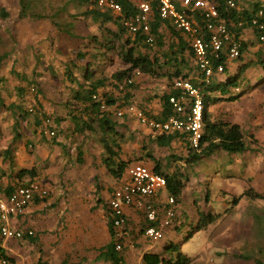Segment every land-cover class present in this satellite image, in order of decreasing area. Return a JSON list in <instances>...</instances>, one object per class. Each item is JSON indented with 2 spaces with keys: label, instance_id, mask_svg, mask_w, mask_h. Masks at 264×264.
<instances>
[{
  "label": "crops",
  "instance_id": "1",
  "mask_svg": "<svg viewBox=\"0 0 264 264\" xmlns=\"http://www.w3.org/2000/svg\"><path fill=\"white\" fill-rule=\"evenodd\" d=\"M177 2H181V0H177ZM257 3H261V6H264V0H241L239 7L243 11H245V9L251 10L256 8ZM21 20L23 19H20V21ZM28 23L30 29L25 28L23 35H21L24 41L19 44L18 49L16 48L11 55L3 61V64L5 62L9 64V66H7V73L4 75L0 72V77L3 76L7 79L11 78L14 84L22 80L23 84L21 85H24L27 84V81L21 77L19 79L13 78L11 74L12 68L20 74H23V76H29L30 72H36L35 79L40 84L38 74H40L39 71L41 70L38 65L42 66V63L46 65L48 61L47 58L40 57L37 63H33L30 57V51L27 49L32 46H34V48L40 46L37 42L38 33L34 32V30H38L40 25L39 22L28 21ZM21 25L15 23L14 27H17L15 30L19 31ZM165 27L167 26H163L161 30L166 36L167 42L171 39V35L169 29ZM168 28L170 27L168 26ZM50 38L48 34L46 36L40 35V40H43L45 45H47ZM242 39L248 43V58L246 54H244L245 58L239 61L240 64L235 63L238 65V68L241 64L256 59L258 60L259 57L264 56V43H259L258 34L255 30L245 28L242 33ZM178 40L179 39L176 38V42H178ZM250 49H252L253 52H250ZM186 56L187 60L189 59V64L184 69V72L188 73L189 77L198 78L199 72L194 67L196 61L193 55L191 56V54L187 53ZM34 57L36 58V56ZM87 62H85V64H87ZM112 62L115 67L113 72L123 66L120 57L113 59ZM54 65L60 68L59 63H54ZM192 66L194 69L191 70L190 68ZM233 69H236V67H231V70ZM250 69L256 70V67L251 66L248 71ZM54 70V73L58 76V71L56 69ZM106 74L108 76L111 75L108 72H106ZM261 75L264 74L261 73ZM261 75L260 77H262ZM145 79H149L150 81L144 83L143 80ZM134 80L137 87L134 92L135 97L133 104L145 115H147L146 112L153 115L160 114L162 110L160 96L171 90L167 77H155L143 74L139 76L136 75ZM150 85H160L164 88V91L160 94L157 88L151 89L153 86L151 87ZM68 90L71 89L68 88ZM102 90L113 91L111 87L100 89V93L103 92ZM16 92L23 97V92L21 93L18 89ZM261 94H264V80L259 84L257 89L254 88L247 95L231 101L227 106L229 110L225 111L228 112V115L223 114L216 119L235 122L241 125L246 142L249 146L248 150L243 151L246 155L243 154L245 159L250 149H252V151L264 150V128H260V122L249 119L247 115L249 111V101L254 98L257 99ZM69 100H66L65 106H67ZM118 109L124 111L123 115L119 116L115 113ZM210 109L211 108H209V110ZM109 110L113 112V117L120 124V130L125 134L122 150V157L124 159L131 160V164L135 162L133 159L142 161L154 170L159 162L161 165L160 168L170 173L180 168L182 169L183 165H185V161L181 158L187 155V150L180 138L175 139L169 146H160L156 141L158 132L154 131L147 123L141 121L140 118H138L135 113L129 111L126 106L123 108L112 106ZM43 112L50 113L45 106L43 107ZM68 113L69 107L67 106L64 118H59V116L54 115L55 117L53 116V119L54 121L57 119V122L55 121L51 127L49 126L45 129L41 125L42 122L37 123V119L42 121L43 115L35 116L34 120L32 118L23 120L20 124L26 126L18 130L16 133L17 136L8 135L9 137L7 138L6 135L10 132H5L0 125V138L5 137L3 141L0 139V151L11 146L13 149L14 161L13 165H9V163H5L3 158L0 157L1 186L4 187L11 183L18 182L19 178L17 177V173L19 170L34 168L37 172L34 180L42 181L49 188V194L46 198L36 196L22 213L14 216L12 215L7 220V224L11 228L34 230L35 234L34 241L28 238H5L0 234V256L5 255L12 258L9 264H112V262L104 261L100 255L101 248L106 246L112 239L107 224L106 211L107 203L112 195L113 188H111V185L108 184L106 180H97V175H101V171L106 169L102 161L104 149L98 152L101 154V161L98 162V164L96 163L101 171L96 168L86 169L85 163L86 157L88 156L86 140L91 134L74 132V124L70 121ZM246 118L247 121L245 120ZM66 121H69L70 124H65ZM18 124V121H16L14 125L18 127ZM11 125H13V122H11ZM56 127L62 129L64 132L62 131V134L59 133L54 139V135L50 134V130L55 131L57 130ZM136 129H138V131ZM19 131L21 133H19ZM3 132L6 133L4 137H2ZM78 135L82 137V142L78 144L77 148L78 154L80 148L83 150V163H78V156L74 153V148H69L71 142H75ZM32 139L35 141L34 144L31 141ZM133 142L135 144H133ZM175 147H180L181 154L179 157L181 158L175 156ZM96 156L89 155V158H96ZM74 158L76 159L75 161ZM179 159H181V161ZM250 159L253 166H248L249 175H252L253 178L257 176L263 177L264 180V155L261 154L258 158L251 157ZM47 160L48 162L43 165L38 164V161ZM255 160L259 164H262V166L256 165ZM242 161L245 162V160ZM77 164H79V166ZM67 172H69V174L66 176ZM127 173L128 169L124 177H127ZM89 175L92 176L89 177ZM25 181L31 180L27 177ZM4 194L6 195V193ZM160 194L159 198L161 200L166 198L163 196L162 192ZM125 212L129 220L128 226L124 231L125 241L123 252L126 255L125 262L128 264H145L144 255L147 252H153L152 247L154 246L147 243L148 239L143 232V226L146 223L145 214L132 206H126ZM180 225L181 224L177 223L176 227ZM183 225L184 224H182L181 227ZM174 230H177V232L179 231V229L169 228L168 232ZM155 251L160 252L161 250Z\"/></svg>",
  "mask_w": 264,
  "mask_h": 264
},
{
  "label": "trees",
  "instance_id": "2",
  "mask_svg": "<svg viewBox=\"0 0 264 264\" xmlns=\"http://www.w3.org/2000/svg\"><path fill=\"white\" fill-rule=\"evenodd\" d=\"M20 1L21 3L24 2V4H21V10H18L20 12L18 15L21 18H28L29 22L40 23L44 18H49L51 22L58 27L57 30L59 32L64 33L63 30L60 29V26H62L65 27L64 29H67V34L70 37L78 36L75 29L77 24L74 20L67 22L62 20L60 22L59 20L62 17H59L60 19L55 20V18L62 14L60 10H58L57 13L55 12L57 17H54V14H51L52 10H49L50 13L43 16L42 14L30 12L25 5L26 0ZM70 1L79 8L85 6V10H80L82 11V16L84 18H91L94 22L98 23L101 34H94L85 38L87 40H92L95 42V44H97V48L91 54V58L87 64L81 66L75 60L67 64L65 76L72 84L75 85L69 86L71 91L69 93L70 100L67 102V106L69 107L68 115L70 121L74 124V132L81 134L87 133L91 135H97L99 137L98 139L104 149L102 161L112 178L118 182L121 181L124 178L125 173L132 161L126 160L122 157L125 134L120 130L119 122L113 117V112L109 109L112 106L119 108L126 106L128 108L131 105H135L133 104V101L135 97L134 92L137 85L134 80L129 83V79H134L136 71H140L143 74H148L155 77H167L168 79L171 90L169 92L163 93L160 96V101L162 103V110L160 114L153 115L149 112H146L150 118L158 121L167 120L174 114L172 105L170 103V96L179 92L178 89L173 87L175 78L179 76L191 78L193 83L199 87L203 93L205 101L204 124L206 132L201 138L198 147L191 145L188 134L186 133H160L157 131L158 134L156 141L160 146H169L177 138H180L183 141L187 150V155L181 159H183L186 164L198 163L202 159L214 154L217 150H225L234 153L243 152L249 149L241 125L239 123L226 120L212 119L213 116L209 110V106L213 102H218L220 99L233 101L240 98L242 95L251 92L260 78L263 79L264 76L260 77L258 75V78L255 77L254 79H251L248 78L247 71L251 66L264 69V56L259 57L258 60L256 59L248 61L245 64H241L239 68L234 69L235 72H232L230 68L231 60L226 53H223L221 58L215 61L214 65L217 66L220 63L224 64L226 67L224 72H217L206 78L205 74L201 72L197 64H195L194 67L199 72V75L198 78H192L189 77L188 73L184 72V69L189 64V59L187 60L186 54L189 53L194 57V53L190 46V39L186 34H181V30L176 28L171 19H164L160 16L158 3L156 0H148L153 6L149 21L151 25V34L154 36V42L152 44L147 42L146 39L148 35L144 34L142 30L132 33L124 23L125 20L131 19L138 13L139 0H115L122 6V11L120 13L115 12L112 8L100 6L99 0ZM215 1H217L219 6L221 17L227 20L231 31L235 34L236 38L241 41L242 46L240 60H242L245 58L244 54L248 53V43L242 39L243 30L251 26V19L257 14V10L264 6H261V3H257L255 9H245V11H243L240 7H228L226 0ZM0 14L3 18H8L10 15L7 10H1ZM194 14L196 17H198V22H200L201 25H204V19L201 16V11L196 10ZM75 15H77V13L68 14V16L71 17H75ZM243 20L245 23L243 26H239L238 23ZM163 26H167L165 28L169 29L171 35V39L167 42L166 36L161 30ZM168 26L170 28H168ZM48 37L50 38L49 35ZM204 37L206 40H208L209 33L207 31L204 32ZM176 38L179 39L178 42H176ZM258 41L259 43H264L259 39V37ZM88 53L89 52L80 51L77 55L79 59L83 60L86 58ZM112 53L117 55V57H120L123 66L116 69L115 72L108 76L104 70V67L113 60ZM10 54L11 53L7 51L0 54V64H2L6 57L8 58ZM98 58L99 61H96ZM79 67H81L83 71V78H79V76H77V74H75L73 71V68ZM190 69H194L193 66ZM11 74L15 78L19 79L21 77L25 79L27 84L31 85L32 92L36 90L35 86H38V84L36 81L30 80L28 75V77L23 76V74H20L14 68L11 69ZM5 79L6 78L1 76L0 82H3ZM105 87H111L113 91L108 90L100 93V89ZM237 88L240 90L237 91ZM18 90L22 93L23 90H25V86L18 87ZM97 94H100V100H96L94 98V95ZM103 104H106L109 109H103ZM0 107H4L6 110L13 111L18 114V123L28 119L30 114L29 112L32 110V108L30 110L25 108L24 103L17 105H15V103L7 104L4 97H2L1 92ZM115 113L117 114V112ZM43 115L46 119L51 117L48 114ZM37 116L38 115H36V117ZM51 118L53 119V117ZM46 119H43L42 121L37 119V123L42 122L41 125L44 129L49 127V125H46L45 123ZM54 123L55 121L53 119L52 125ZM62 131V129L57 128L54 139L57 136V132L59 134ZM19 133L21 132L19 131ZM83 155V150L80 148L77 158L78 163L84 162ZM0 157L3 158L5 163H9V165L14 164L13 149L11 146L1 150ZM160 167L161 165L158 162V164L155 166V171L166 176L168 181L167 190L170 195L176 198V202L179 204L182 201V194L186 186V180H188L189 176L184 173L181 168L173 173H170L164 171ZM36 173L37 172L34 168L19 170L17 173L19 181L16 183H11L8 186H4V192L6 195H8L18 186L27 183L28 181H25L27 177H29L30 180H34ZM97 180H99L98 176ZM245 196L264 199V194L259 193L250 187L249 189H246L240 196L234 197V205H238ZM159 197L154 199L159 200ZM106 214L107 224L111 232L112 239L106 246L101 248V258L106 262H112V264L125 262L126 255L123 252V249L121 251H117L116 249L117 242H121L124 246L125 237L123 234L120 239L116 238L117 230L114 227V221L110 214L108 203ZM222 217L223 214L221 213L201 210L198 212L197 225L194 226L193 229L191 228L190 231H199L205 229ZM146 224L147 222L143 227H145ZM181 225L177 227V229L181 230ZM34 237L35 234H28L23 239L28 238L34 241ZM1 256L7 258L9 263L12 261V258H9L5 255ZM171 256H174L175 258H171ZM191 261L192 259L190 257L180 252L179 244L174 242L168 244L161 253L147 252L144 255L145 264H191Z\"/></svg>",
  "mask_w": 264,
  "mask_h": 264
},
{
  "label": "rangeland",
  "instance_id": "3",
  "mask_svg": "<svg viewBox=\"0 0 264 264\" xmlns=\"http://www.w3.org/2000/svg\"><path fill=\"white\" fill-rule=\"evenodd\" d=\"M21 4H24V2L21 3L20 0H0V12L1 10H7V12L10 13L8 18H3L0 14V54L5 51L12 53L16 48L18 49L19 44L24 41L21 36L24 33V29H30V27H28V18H21L18 15V13H20L18 10H21ZM25 5L30 12L42 14L43 16L49 14V10H52L51 14L57 17L56 13L60 10L62 14L55 18V20L60 19L59 17H62L59 20L60 22L62 20L66 22L74 20L77 24L75 29L78 36L70 37L67 34V29H64L65 27L62 26H60V29L63 30L64 33L59 32L57 30L58 27L52 23L49 18H44L41 23L39 22L40 27H38V30H34V32L38 33L37 42L40 46H36L35 48L32 46L27 49L30 51V57L34 64L38 62L40 57L48 59L46 65L43 63L42 66L38 65L41 70L39 71L40 74H38V80L41 85L35 79L36 73L30 72V80L36 81L39 85L35 86V91H31V85H21L23 84L22 80L14 84L11 78H6L3 82H0V91L8 104L15 103V105H17L19 103H24L25 108L29 110L32 108L29 112L28 119L32 118L34 120L36 115L42 116L43 114H48L51 117L56 115L59 116V118H64L65 110L67 109V106H65L66 100H69L68 97L71 91L68 90V88L70 85H74L65 76L67 64L75 60L81 66H84L85 62L91 58V54L97 48V44L85 38L94 34L100 35L99 24L94 22L91 18H84L80 10H85V6L79 8L71 3L70 0H26ZM71 13H77V15H75V17L68 16V14ZM20 19L23 20L20 21ZM15 23L20 25L22 23L19 31L15 30V28L17 29V27H14ZM47 34L51 38L48 40L47 45H45L43 40H40V35L46 36ZM250 50V52H253L252 49ZM80 51L89 52L83 60L78 58L77 54ZM34 56H36V58ZM112 57L113 59L118 58L114 53H112ZM96 61H99V58ZM112 61L111 64L109 63L104 67V70L110 74L115 68ZM239 61L240 59L233 60L230 63V68H238V65L235 63L240 64ZM5 63L0 64V72L4 75L7 73V66H9L8 62ZM54 63H59L60 68L55 66ZM54 69L58 71V76L54 73ZM73 71L79 78H83L81 67L73 68ZM232 72H235L234 69ZM261 73L264 74V69L256 68V70L250 69L247 74L248 78L254 79L258 75L260 76ZM263 80L264 79L259 80L254 88L257 89ZM148 81L150 80H143L144 83H148ZM19 86H25L23 97L16 92ZM152 86V88H148H157L160 94L164 91V88L160 85ZM245 95H247V93L242 96ZM231 101L232 100L220 99L218 103L213 102L209 106L213 118L217 119L223 114L228 115V112L225 111L229 110L227 106ZM43 103L50 113L43 112ZM248 110L247 115L249 119L260 122L259 127L264 128V94L258 96L257 99L254 98L250 100ZM43 119H45L44 115L42 116V120ZM17 120H19L18 114L6 110L4 107L0 108V125L5 132H10L6 135V138L9 137L8 135L17 136L16 133L18 130L26 126L19 123V126L16 127L14 124ZM245 120L247 121V118ZM55 121L57 122V119H55ZM11 122H13V125H11ZM65 124L68 125L70 122L66 121ZM136 130L138 131V129ZM5 134L6 133L3 132L2 137H4ZM60 134H62V132H60ZM98 138L97 135H89L86 140L88 151L85 163L86 169L96 168L100 170L97 164L101 161V154L98 152L103 150V146ZM0 139L3 141L5 137ZM31 141L33 144L35 143L33 139ZM81 142L82 137L78 135L75 142L72 141L69 145L70 149L74 148L76 156L79 155L77 146ZM133 144L135 143L133 142ZM174 150L176 151L175 156L179 157L181 154L180 147H175ZM243 154V152L233 153L225 150H217L214 154L202 159L198 163H185V165H183L182 170L189 178L186 180L182 201L177 205V209L181 215L174 221L175 223L172 228L177 229V223L182 224V222L184 226H182L181 230L179 229L178 232L177 230L168 232V229L165 237L161 240L147 238L149 240L146 239L147 243L154 245L152 247V253L163 252L168 244L174 242L179 244L182 254L192 259L191 264H264V199L245 196L238 205H234L233 203L235 196H240L250 187L264 194L263 177L257 176L253 178V176L248 173V166H253L250 158H258L261 154L264 155V150L252 151V149H250L246 159ZM89 155L97 156L96 158H89ZM75 160L74 158V161ZM133 160L135 162H142L135 159ZM179 160L181 161V159ZM242 160H245V162ZM46 162H48V160L38 161V164L43 165ZM255 163L256 165L262 166V164H259L256 160ZM77 165L79 166V164ZM68 174L69 172H67L66 176ZM90 176L92 175H89V177ZM99 176L98 179H102V181L106 180L113 189L120 183V181L118 182L112 178L107 169L101 171V175L99 174ZM162 194L165 197L169 196V192L166 189L162 191ZM155 201H157V204L159 203V200L156 199ZM201 210L221 213L223 217L205 229L190 231L191 228L193 229V227L197 225L198 212ZM155 250L161 251L157 252ZM171 258L175 257L171 256Z\"/></svg>",
  "mask_w": 264,
  "mask_h": 264
},
{
  "label": "built area",
  "instance_id": "4",
  "mask_svg": "<svg viewBox=\"0 0 264 264\" xmlns=\"http://www.w3.org/2000/svg\"><path fill=\"white\" fill-rule=\"evenodd\" d=\"M241 0H226L230 8H239ZM160 16L164 19H171L178 30L186 34L190 39V46L194 53L198 68L208 78L214 73H221L225 65L220 63L215 66V61L226 53L231 62L241 57V41L231 31L228 22L221 17L219 6L215 0H156ZM99 5L112 8L115 12L122 11L121 4L115 0H99ZM139 11L131 19L125 20L129 31L136 33L142 30L147 34V42L152 44L154 36L151 34V11L152 3L148 0H139ZM201 11L204 25L198 22L194 12ZM258 16V17H257ZM245 21H240L243 26ZM259 39L264 42V7L257 10V14L251 19V26ZM209 33L208 40L204 32ZM241 39V38H240ZM136 75H143L140 71ZM134 76V78H135ZM134 79H129L131 83ZM135 81V80H134ZM174 88L178 89L177 94L170 96V103L174 114L167 120L158 121L145 115L135 105L128 107V110L135 113L141 121L147 123L154 131L160 133H186L191 145L198 147L200 140L206 132L204 124L205 101L200 88L190 78L180 76L174 79ZM237 91L240 89L237 88ZM100 94L94 95L100 100ZM102 108L108 110L106 104ZM117 114L123 115V110H116ZM46 125H52L53 120L47 118ZM51 135L55 131L50 130ZM168 181L164 174L156 172L144 162H134L128 167L127 177H124L114 189L108 201L109 211L117 230L116 238L120 239L128 226V217L125 212L126 206H132L145 214L147 224L144 227V234L148 239L161 240L165 237L166 230L172 228L174 221L180 215L177 209L176 198L169 194L168 197L159 203L154 198L167 189ZM3 186L0 184V233L5 238L23 239L26 235H33L34 230H23L11 228L7 220L13 215L22 213L36 196L46 197L49 194L48 186L39 181L31 180L18 186L10 194H4ZM123 244L117 242L116 249L121 251ZM0 264H9L7 258L0 256ZM114 264V263H113ZM115 264H128L125 262Z\"/></svg>",
  "mask_w": 264,
  "mask_h": 264
}]
</instances>
